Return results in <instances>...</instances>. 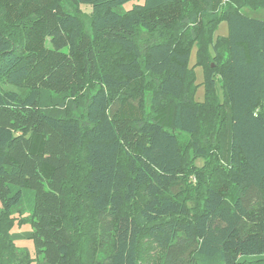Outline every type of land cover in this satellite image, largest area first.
<instances>
[{
  "label": "trees",
  "instance_id": "16d2710c",
  "mask_svg": "<svg viewBox=\"0 0 264 264\" xmlns=\"http://www.w3.org/2000/svg\"><path fill=\"white\" fill-rule=\"evenodd\" d=\"M129 1L0 0V264H264V0Z\"/></svg>",
  "mask_w": 264,
  "mask_h": 264
},
{
  "label": "rangeland",
  "instance_id": "374dc122",
  "mask_svg": "<svg viewBox=\"0 0 264 264\" xmlns=\"http://www.w3.org/2000/svg\"><path fill=\"white\" fill-rule=\"evenodd\" d=\"M144 0H131L124 5H122L123 10H129L132 8L134 4H141ZM81 9L84 12H89V7L87 6H81ZM243 10L253 16L260 19H264V9H258V10H251L248 7H244ZM83 20L85 23V27L88 28V18L87 16H83ZM227 35V24L225 21L220 22L216 30L213 34V40H215L217 37H225ZM211 51V50H210ZM213 65V64H212ZM189 68L193 70L194 73V93H193V99L195 101H204L205 100V81H206V73L204 66L198 62L197 57V47L196 45L192 46L190 58H189ZM219 92V91H218ZM145 107L146 111L149 112L150 110V94L145 93ZM41 105L44 109L47 110H65L67 108H73L76 116H81L80 112H82V104H77L74 108L71 99L68 97H61L58 95H54L51 93H45L42 97ZM182 140L188 139L187 137H182ZM203 160L202 159H196L194 162V166L197 168H201L203 166ZM31 231V227L27 222L25 223H19L17 222L15 226L12 227L11 233L16 234L18 237L16 238V245L18 247L25 248L32 257H35L34 252V246L32 239L23 236L25 233H28Z\"/></svg>",
  "mask_w": 264,
  "mask_h": 264
}]
</instances>
